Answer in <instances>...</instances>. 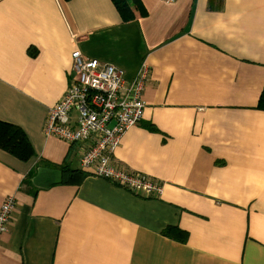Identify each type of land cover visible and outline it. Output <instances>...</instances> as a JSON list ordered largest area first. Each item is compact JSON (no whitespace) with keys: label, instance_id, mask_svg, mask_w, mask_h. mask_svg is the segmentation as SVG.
<instances>
[{"label":"crops","instance_id":"0c3cea01","mask_svg":"<svg viewBox=\"0 0 264 264\" xmlns=\"http://www.w3.org/2000/svg\"><path fill=\"white\" fill-rule=\"evenodd\" d=\"M140 1L147 16L123 23L109 0H0V121L35 154L0 150V205L17 203L0 264H264V0ZM74 51L127 80L148 66L112 165L164 183L159 198L92 176L85 147L44 135ZM62 163L80 185H34Z\"/></svg>","mask_w":264,"mask_h":264},{"label":"built area","instance_id":"2783aa9c","mask_svg":"<svg viewBox=\"0 0 264 264\" xmlns=\"http://www.w3.org/2000/svg\"><path fill=\"white\" fill-rule=\"evenodd\" d=\"M71 59L69 84L59 102L48 110L44 135L85 147L79 165L92 176L144 199L159 198L164 183L112 165L113 153L120 147L123 135L143 116L142 93L149 77L148 66L142 63L134 78L127 80L122 70L86 58L79 51L72 52ZM16 208L12 196L1 203L0 239L8 231Z\"/></svg>","mask_w":264,"mask_h":264},{"label":"trees","instance_id":"16d2710c","mask_svg":"<svg viewBox=\"0 0 264 264\" xmlns=\"http://www.w3.org/2000/svg\"><path fill=\"white\" fill-rule=\"evenodd\" d=\"M112 2L119 17L123 23L131 22L137 18H144L147 16L145 8L140 0H109ZM35 54V53H34ZM33 53L31 56L34 57ZM257 109L264 111V91L259 96ZM152 130V129H151ZM0 150L11 155L13 158L21 162H28L35 156L34 150L24 132L19 127L0 121ZM62 173L61 184L78 186L83 182L85 174L80 170L71 169L66 163L57 166ZM31 175L24 180L23 183H28ZM167 237H176L181 243L187 239V234L179 231L176 227H168L163 231Z\"/></svg>","mask_w":264,"mask_h":264},{"label":"water","instance_id":"95a60500","mask_svg":"<svg viewBox=\"0 0 264 264\" xmlns=\"http://www.w3.org/2000/svg\"><path fill=\"white\" fill-rule=\"evenodd\" d=\"M62 173L59 170H51L40 168L37 170L36 176L33 178L35 186L44 187L52 184L61 183Z\"/></svg>","mask_w":264,"mask_h":264}]
</instances>
